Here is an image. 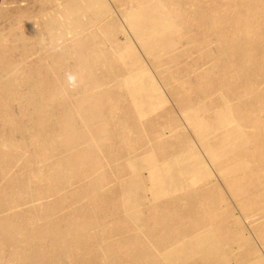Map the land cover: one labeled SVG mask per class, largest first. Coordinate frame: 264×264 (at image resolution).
Instances as JSON below:
<instances>
[{
	"label": "bare ground",
	"instance_id": "bare-ground-1",
	"mask_svg": "<svg viewBox=\"0 0 264 264\" xmlns=\"http://www.w3.org/2000/svg\"><path fill=\"white\" fill-rule=\"evenodd\" d=\"M0 264H264V0H0Z\"/></svg>",
	"mask_w": 264,
	"mask_h": 264
}]
</instances>
